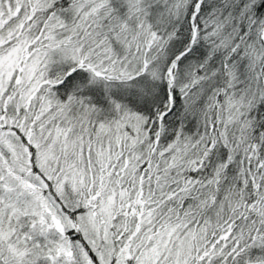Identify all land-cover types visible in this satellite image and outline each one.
Segmentation results:
<instances>
[{
  "label": "snow or ice",
  "instance_id": "obj_1",
  "mask_svg": "<svg viewBox=\"0 0 264 264\" xmlns=\"http://www.w3.org/2000/svg\"><path fill=\"white\" fill-rule=\"evenodd\" d=\"M0 264H264V0H0Z\"/></svg>",
  "mask_w": 264,
  "mask_h": 264
}]
</instances>
